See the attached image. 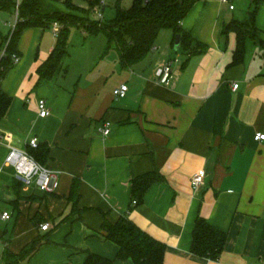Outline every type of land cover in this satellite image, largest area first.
Wrapping results in <instances>:
<instances>
[{"label": "crops", "instance_id": "1", "mask_svg": "<svg viewBox=\"0 0 264 264\" xmlns=\"http://www.w3.org/2000/svg\"><path fill=\"white\" fill-rule=\"evenodd\" d=\"M223 4L202 0L192 8L181 23L194 39L189 49L176 50L166 34L161 51L156 46L132 67L123 69L117 55L112 69L82 72L74 84L61 77L64 64L53 79H40L56 39L49 29L23 32L20 61L1 83L12 102L0 122V211L12 218L0 220V264H83L89 251L134 264L118 260L117 245L104 237V221L122 216L165 244L164 264H264V140L257 139L264 133V0L240 62L236 34L223 28L248 19L251 3L240 15ZM195 42L207 51L190 55ZM174 59L175 79L161 85L158 69ZM122 84L128 92L116 99ZM40 99L50 110L45 118ZM34 138L48 149L45 166L57 172L53 193L25 188L6 164L12 148L28 152ZM151 172L160 179L134 205L132 180ZM198 172L206 178L195 190ZM199 217L227 234L218 260L191 252ZM44 223L49 230H41ZM37 240L42 245L27 255Z\"/></svg>", "mask_w": 264, "mask_h": 264}, {"label": "trees", "instance_id": "2", "mask_svg": "<svg viewBox=\"0 0 264 264\" xmlns=\"http://www.w3.org/2000/svg\"><path fill=\"white\" fill-rule=\"evenodd\" d=\"M78 0H22L14 3L12 0H0V13H15L18 11V21L10 36L5 37L0 29V77L15 66L14 55L20 56L19 42L23 32L28 28L38 27L50 29L54 22L61 25V31L56 36V43L48 60L39 67L41 80H51L70 55L69 30L78 26L92 34L103 33L107 37L105 53L116 49L123 69L130 68L146 58L156 48L160 32L164 29L174 33L173 45L177 35L182 36L181 47L189 49L194 43L191 34L187 33L181 23L186 19L196 3L202 0H134L131 7L117 8L113 23L105 24L98 20L91 21L86 10L80 8ZM251 10L248 12L249 27L245 21L232 20L224 25L223 33L236 34L235 62H240L245 53L247 39L255 37V17L263 0H250ZM91 7L99 4V0H89ZM64 6L67 10L58 8ZM80 11L86 14L81 22L74 20L67 11ZM1 20V17H0ZM252 31V32H251ZM207 46L195 42L194 53L207 51ZM12 98L1 89L0 84V122L6 117ZM28 153L39 163L44 164L48 149L31 148ZM156 172L147 173L132 180V197L141 203L149 186L158 181ZM78 180L74 181L70 198L78 201L80 198ZM104 237L118 247L117 259L132 260L134 264H164L166 246L142 230L127 216L120 217L115 222L104 221L102 225ZM227 241L226 232L214 227L205 218L199 217L193 230L191 252L199 257L218 260ZM42 245L41 240L35 241L26 250L27 255H33ZM83 264H114V260L101 255L87 252Z\"/></svg>", "mask_w": 264, "mask_h": 264}, {"label": "rangeland", "instance_id": "3", "mask_svg": "<svg viewBox=\"0 0 264 264\" xmlns=\"http://www.w3.org/2000/svg\"><path fill=\"white\" fill-rule=\"evenodd\" d=\"M14 3H20L22 0H12ZM134 0H99V4L95 7H91L89 0H78L77 3L80 8L86 10L89 15L91 21L97 19L96 10H100L103 13V23L110 24L116 18L117 8L122 7L124 9H128L132 6ZM250 0H235L234 5L237 7L236 15H240L242 11L247 12L249 7L243 8L244 3L248 4ZM251 3V2H250ZM217 3H214V7ZM202 3L201 6H203ZM248 6V5H247ZM217 7V6H216ZM246 7V6H245ZM59 9L67 10L64 6L58 5ZM222 9L224 11L229 10V4H223ZM247 9V10H246ZM70 13L71 17L77 22H81L86 14L81 13L80 11H67ZM192 13V12H191ZM190 13V14H191ZM0 29L5 37L10 36L11 32L16 26V14L1 12L0 13ZM245 21V28L249 27V23ZM49 34H51L52 39H56V35L52 28L49 29ZM167 32V33H166ZM252 32V31H251ZM166 34H172V38L174 36L173 31H169L164 29L160 32L156 46L160 47V51L164 48V45L168 43ZM21 40V38H20ZM56 43V42H55ZM107 45V37L103 33L92 34L91 32L84 31L78 26H71L69 30V52L70 55L64 63V70L66 73H62L61 77H68V81H71V84L77 82L79 79V75L83 72L86 77L93 71H99L100 69H112L115 61L118 59V53L116 49H112L107 54L105 53V48ZM156 51V50H155ZM153 51L151 53L154 54ZM4 52H0V59L3 56ZM183 58V51L181 53ZM111 86V83L108 85L107 89Z\"/></svg>", "mask_w": 264, "mask_h": 264}, {"label": "built area", "instance_id": "4", "mask_svg": "<svg viewBox=\"0 0 264 264\" xmlns=\"http://www.w3.org/2000/svg\"><path fill=\"white\" fill-rule=\"evenodd\" d=\"M224 4H229L231 10L235 9V5L232 0H220ZM19 3V2H18ZM98 21H103V13L100 10H96ZM18 21V11L16 12V23ZM56 36L61 31V25L58 22H54L51 26ZM15 64L20 61V57L14 55ZM178 59L166 62L163 64L157 72L158 82L164 86H170L175 79V72L173 69V63L178 62ZM2 78L0 77V84L2 83ZM239 84H234L233 89H238ZM128 85L122 84L116 88L113 92V95L116 99L124 98L128 92ZM38 108L40 111V116L45 118L50 114V110L45 99H40L38 102ZM111 122L105 121L102 126V131L105 135L111 133ZM257 139L260 141L264 140V133H258ZM38 140L36 138L32 139L29 142L31 148L38 147ZM6 164L13 166L15 168L16 174L15 178L20 182L25 188L30 189H39L46 193H53L58 186V175L57 172L51 170L50 168L42 165L36 161L27 151H20L16 148H12L7 159ZM205 173L198 172L192 178V186L195 190H198L205 183ZM137 200L133 201V204L136 205ZM12 218V213L10 211H0V220L9 221ZM41 230H49V223L40 224Z\"/></svg>", "mask_w": 264, "mask_h": 264}, {"label": "water", "instance_id": "5", "mask_svg": "<svg viewBox=\"0 0 264 264\" xmlns=\"http://www.w3.org/2000/svg\"><path fill=\"white\" fill-rule=\"evenodd\" d=\"M181 40H182V36L181 35H177L176 41H175V44H174V48L176 50L180 49V47H181Z\"/></svg>", "mask_w": 264, "mask_h": 264}]
</instances>
